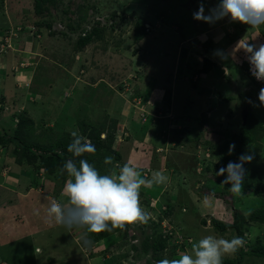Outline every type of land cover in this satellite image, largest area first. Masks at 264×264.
I'll use <instances>...</instances> for the list:
<instances>
[{
    "label": "rangeland",
    "instance_id": "1",
    "mask_svg": "<svg viewBox=\"0 0 264 264\" xmlns=\"http://www.w3.org/2000/svg\"><path fill=\"white\" fill-rule=\"evenodd\" d=\"M211 1L59 0L54 8H49L47 13L39 16L34 13L33 0H20L11 10L14 22L3 28L7 29L6 32L23 37L25 34L30 35V28L33 27L39 33L38 38L41 35V39L37 40L33 35L29 42L34 41V45L28 44L24 48L23 45L17 44L16 48L32 53V56L38 46L45 52L40 50L37 66L36 56L33 60L31 58V61L29 59L24 61L28 64L25 70L28 68L34 70L32 88L25 83L22 86L28 88L27 90L16 89L17 91L13 93V81L11 74L9 75L3 92H0V103L3 104L0 114L15 112L14 117L23 115L27 105L20 100V104L24 106H19L15 98L21 96L27 104L31 98H34L38 105L37 110L43 113L36 114L34 111H29L30 115L36 118L35 121L33 120L35 126L33 125L31 130L30 141L39 145L46 144L50 140L56 141L73 130L80 132L82 123L94 128L114 125L118 134L114 149L122 155L123 165L136 166L140 159H145L142 160V164L136 166L142 177L150 178L155 170L162 171L169 177L166 184L142 186L140 193L142 207L151 213L149 223H156L160 215L161 198L155 202L151 201V198L162 197V202H166V198L176 197L177 202L173 206L171 217H163L161 221L162 232L170 228V234L174 233L171 242L185 237L191 239L190 243H192L209 234L231 239L235 236L232 230L221 234L212 227L211 221L231 225L233 213L237 212L247 220L252 212L264 210V197L246 194L244 190L241 194L235 195L228 191V187L219 184L217 180L219 176L216 175L218 170L215 168L219 155L215 151L211 153L206 147L207 142L217 143L219 137L216 133L219 130L229 128L231 131H236V128L245 121L248 111L259 117L260 121L264 119V107L253 106L259 105L260 88L258 87L262 82L257 81L249 70L250 79L240 68L243 62L248 63L245 54L240 51L236 53V59L227 61L215 56L214 52L218 49L227 52L220 31H215V35L209 38L219 41V44L214 42V52L206 55L200 47L204 39L199 35L206 31L208 24L194 20L193 13L197 12L200 4L203 3L207 14V9L213 6L209 4ZM216 2L217 0L214 5ZM137 21L144 23L150 37L146 36L145 40L135 43L133 33ZM223 21L217 22L213 27L223 28L221 24ZM45 24H50L51 28H47ZM97 25L104 28L102 39L89 44L83 51L77 50L76 41L80 34ZM239 26L242 28L237 32L239 38L230 45L231 49L243 38L257 44L264 43V36L259 33L260 29L253 30L249 25L240 23ZM70 27L75 28L76 31L70 30ZM233 29L236 32L235 28ZM198 39V43L192 48L191 57L182 60V63L188 66L187 76L190 79L178 81V95L174 98L172 111V116L190 117L186 122L189 131L181 132V126L176 124L169 129L167 120L163 118L157 121L148 117L147 123L143 124L140 121L139 125H136V121L140 120L139 110L137 97L134 98L132 95L133 92L138 91L135 86L132 89L130 71L139 76L155 72L160 80L172 66L180 43L187 41L184 50L188 52L190 50L188 47L192 46L189 41ZM136 44L137 46L142 44L143 50L138 55L132 56V48ZM6 54L9 55L5 59H10L11 54L8 52ZM197 54L210 60V56L213 55L212 58L217 64L227 68L228 71L221 77L212 71L207 77H200L196 87H193V74L198 75L195 70L199 71V66L196 65ZM15 56L17 59V55ZM10 67L13 71L14 66ZM121 67L125 68V71L121 70ZM181 77L179 74V79ZM18 87H21L19 83ZM41 88H45V95L49 96L46 105L41 104L37 98L38 90ZM210 90L231 97L232 101L213 106L208 94ZM7 96H11L13 102H6ZM113 97H116V103L112 102ZM249 100L252 103H249ZM199 117H207L208 125L201 127L197 119ZM15 122L12 121L8 126L6 120V123L0 125H4L6 131L13 134L16 128ZM152 124L155 127L153 126L151 131ZM140 129L144 131L141 136L140 132L136 134ZM121 131L126 133L125 136L120 135ZM156 135L159 136L158 139ZM126 137L128 142L124 140ZM175 145L180 147L172 148ZM6 150L0 152V169L2 164L9 168L4 170L3 175L8 176L13 168L14 171L24 170L22 166L16 164L17 157L13 154V146L9 145ZM136 152L143 158L138 157ZM26 173H29L26 182L29 185L28 189L34 187L35 179L39 182L44 177L41 172L39 173L41 177H37L33 169L27 170ZM58 181L54 182V189H60L61 193L64 184L61 186ZM205 196L211 198L207 205L204 202ZM41 215L46 217L44 213ZM202 221L206 222V226ZM252 225L251 238L256 237L264 243V225ZM151 227L145 226L142 230L143 234L139 236L137 234L140 227L135 223L131 230L122 236L123 239L119 237L114 247L113 245L107 247V243L100 241L94 244L93 249L85 251L80 246L79 233H69L65 228L54 225L52 233H48L45 238L34 237L23 241L20 245L6 244V248L0 252V259H4L2 255L8 258L12 255L9 251L15 250L14 256L6 260L7 264H94V262L95 264H146L150 258L145 256L152 254L149 252L148 255H144L140 244L144 236L152 234ZM134 235L138 241L132 239ZM130 245L136 247L138 255ZM34 247H38L41 252H35ZM190 248L191 244L182 252L189 251ZM245 250L240 249L234 254L225 256L223 260L233 259L239 264H264V260L255 257L239 256L240 253H245ZM165 255L168 258H176L178 254L166 252Z\"/></svg>",
    "mask_w": 264,
    "mask_h": 264
},
{
    "label": "clouds",
    "instance_id": "2",
    "mask_svg": "<svg viewBox=\"0 0 264 264\" xmlns=\"http://www.w3.org/2000/svg\"><path fill=\"white\" fill-rule=\"evenodd\" d=\"M214 3L215 0H212L211 5L213 6L207 9V14L203 3L200 4L198 11L193 13L194 20L211 25L204 32V34H208L206 38H203L204 41L209 40V35H215V31H220L223 36L222 31L231 33L233 30L234 32L230 25L231 22L249 25L253 30L264 26V0H217L215 5ZM225 18L230 19L226 20ZM222 20H224L221 23L223 28L213 27L214 24ZM225 22L226 24H223ZM235 31L237 30L235 29ZM240 51L245 54L251 75L257 81L264 82V43L257 44L243 38L230 51L225 52L218 49L214 55L222 61H227L236 59V53ZM203 57V55L200 56V58ZM216 67L221 69L219 66ZM225 71L227 72L228 69L225 68ZM210 96L215 99V102L219 100L218 94L213 91ZM258 100L259 105L253 106L264 107V88L259 90ZM248 102L252 103L250 100ZM141 112L138 115L141 123L144 124L149 116L146 114L145 121H143ZM70 135L72 139L67 146V151L72 154L73 158L64 161L63 166L59 169L62 175H66V182L61 191V199L53 198L48 205L46 219L50 223L65 228L69 233H79L80 246L83 250L88 251L94 247L91 234L111 232L117 229L125 230L127 225L147 223L151 218V213L141 205L140 189L142 186L151 187L166 184L169 177L159 170L153 171L150 178L142 177L140 170L128 164L117 165L108 173L101 174L92 163H89L86 158H82L95 154V145L78 130L71 131ZM235 147L234 143L229 145V155H232ZM253 159L254 154L248 151L238 157V162L229 161L226 167L219 168L216 175L225 177L221 184L230 185L228 191L231 193L241 194L247 173L244 165L250 164ZM113 160L114 157L105 156L103 163L111 165ZM210 199L205 196L206 205ZM150 200L155 202L159 201V198ZM162 209H166V207L162 206ZM171 234L173 238L174 233ZM184 238L179 239L180 241L175 239L176 244L183 245L184 248H188L191 244L189 251L178 253L176 258L166 256L157 260L155 264H223L225 256L236 253L247 244L246 238L242 236L225 239L209 234L192 243H190L191 239L185 240Z\"/></svg>",
    "mask_w": 264,
    "mask_h": 264
},
{
    "label": "trees",
    "instance_id": "3",
    "mask_svg": "<svg viewBox=\"0 0 264 264\" xmlns=\"http://www.w3.org/2000/svg\"><path fill=\"white\" fill-rule=\"evenodd\" d=\"M34 1V13L36 15H43L49 11V8L55 7L57 1L59 0H33ZM168 1V0H161ZM212 4V1L209 3ZM227 19V18H225ZM230 25L237 29H242L239 26V23H230ZM47 28H51L50 24H45ZM210 25L206 27L209 29ZM70 30L76 31V29L70 27ZM237 31L234 33L224 32V42L226 50L235 40L239 38ZM103 27H92L88 31L82 32L76 41V49L83 51L89 44L96 42L97 40L102 39V35L104 34ZM260 34L264 36V26L260 28ZM149 34L148 29L144 27V23L141 21H137L134 26L133 40L135 43L143 40ZM203 41L200 46L204 50V54H210L215 50L213 40ZM191 41V40H190ZM189 43L192 45L190 47H195V44L198 43L199 40H193ZM182 43V42H181ZM219 44V42H218ZM199 66L198 75L200 77L207 76L209 73L213 71V68L218 66L217 63L212 60L204 57L201 63H197ZM243 73L246 72V75L251 79L249 74V65L246 62L240 66ZM198 77V78H200ZM254 82L253 80H251ZM193 87L194 84H192ZM264 88V82H262L258 89ZM259 89V90H260ZM232 101L231 97L223 96L219 97V102L222 104H226L227 102ZM217 103V104H220ZM163 104L168 109L171 104V93L166 90L163 96ZM220 106V105H218ZM248 111V110H247ZM17 124L13 134H8L5 129L0 127V147L7 148L9 145H12L14 150L13 154L16 156V164L23 167L24 170L33 169L35 172L42 173L44 176V190L47 194L55 197L60 193V189H54V182L58 181L61 183V186L66 181V175H62L59 172V169L63 166L64 161L69 158H73L72 154L67 151V146L71 142V135L64 134L60 139L56 141L50 140L48 143L39 145L36 143H32L30 141L31 129L33 126V122L28 119L26 112L23 115L16 116ZM207 117H203L198 119L199 125H208ZM80 133L87 137L96 147L95 154L87 155L86 158L89 163H92L101 174H106L110 170H113L115 166H123L122 163V155L114 149V144L117 137V132L114 125L101 126L100 128H94L93 126L86 125L82 123L80 126ZM187 131V130H184ZM181 131V132H184ZM219 137L217 143L210 144L206 143L207 150L211 153L216 152L219 155V160L215 165V168L219 170L221 167H226L229 161L238 162V157L245 152L251 151L254 154V159L250 164H245L244 167L247 169L246 178L244 182L243 190L246 194H254L256 197L263 198L264 197V119L259 120V117L255 116L251 112H247V116L245 117V121L242 122L237 128L236 131H231L228 129L219 130L217 133ZM104 136V137H103ZM234 143L235 149L232 155L228 154L229 145ZM180 147V145H177ZM105 156L114 157L113 164L105 165L103 163ZM79 159V158H76ZM143 173V172H142ZM217 178V177H216ZM225 177L219 176L217 180L219 184L223 181ZM227 188L230 185H222ZM157 198V197H155ZM161 198V200H160ZM160 200V215L158 216L159 220L156 223H136L139 225V233L137 235L141 236L143 234V229L145 226H152V234L144 236L140 247L142 248V253L144 255H148L151 252L152 255L145 256L150 259L147 260L146 264H155V262L159 259H163L166 257V252H170L171 254H178L184 250L183 245L174 244L176 240L171 242L172 234H168L169 231H163L161 227V221L163 217H171L174 209V204L177 202L175 197L172 199H167L166 202H162V197H159ZM175 200V201H172ZM175 202V203H173ZM162 206L166 207V209H162ZM212 227L221 234L226 233L228 230H232L235 233V236L245 237L247 240V250L245 247L241 248L245 250V253H240L239 256L246 255L255 257L257 259L264 260V243H261L256 237L251 238L250 236V228L253 226L252 224H262L264 225V210L259 209L252 212L248 219L245 220L242 216H240L237 212L233 213V221L231 225H225L218 221H211ZM202 224L206 226V222L202 221ZM133 224L127 225L125 230H113L111 232H103L100 234H91V238L94 241V244L104 241L107 247H114L116 241L122 238L123 235L132 227ZM165 234V235H164ZM137 237L134 235L132 237L133 240H137ZM123 239V238H122ZM185 240L187 238H184ZM138 241V240H137ZM255 241V242H254ZM184 245H186L184 243ZM130 248L135 251L138 255V251L136 247L130 245ZM112 253V251H111ZM125 254V253H124ZM123 256V255H122ZM127 259V257H125ZM223 264H239L235 260L225 259L223 260Z\"/></svg>",
    "mask_w": 264,
    "mask_h": 264
},
{
    "label": "crops",
    "instance_id": "4",
    "mask_svg": "<svg viewBox=\"0 0 264 264\" xmlns=\"http://www.w3.org/2000/svg\"><path fill=\"white\" fill-rule=\"evenodd\" d=\"M17 2H20V0H11V1L0 0V16H1L0 17V38H2L6 34L7 29H3L4 26L8 24H12L15 20L11 17L12 16L11 10H13V5L15 4L17 5ZM29 33L30 35L25 34V36L23 37L20 35L17 36V34L16 35L13 34L14 39L11 38V43H13L12 44L13 50L8 51V53L11 54L10 59L8 60L5 59L9 55L6 53L0 56V92H3L4 86H6V82H8L10 74H11V78L13 81V84H12L13 93L14 91H17L16 89L18 90L23 89V86H21V88L18 87V83L19 84L27 83L29 84V86L31 85V88L33 87L32 74L34 70L33 69L29 70V68L25 70L24 68H26L28 64H26L24 61H28V59L31 61V58L33 60L35 58L34 56H36L37 60H35V63L37 66L38 59H39L38 56H40L39 55L40 50L43 52L45 51L43 48L40 49V46H38L34 56H32V53H26L25 50H18L16 48L17 44H19V46L23 45L24 48L28 44L34 45L33 44L34 41L29 42L33 36V33L32 32H29ZM38 34L39 33H35L34 36L37 37L36 38L37 40H40L41 35H40V38H38ZM149 34L147 35L148 38L150 37ZM200 36H203V38H206L208 34L202 33ZM209 37H211V35H209ZM212 40L215 41L216 44L218 43V41L214 39ZM185 42L187 41L185 40L184 42L180 43L179 45L180 47L177 50L176 55H174L175 57L173 60L174 62L172 66L165 72V74L167 75L165 76L164 74V77H162V79L159 80L158 74L156 75L155 72H148L147 74L145 73L139 76V74L137 73L132 74V72L130 71V77H132V81H133V84L130 83L132 86V89L135 86L136 91H138V92H133L132 96L134 98L137 97V99H139L140 105H138L137 107L139 112L144 110L149 117H152L153 119H156L157 121L160 118H161L160 120H162V118L163 120L166 119L168 122L167 126L169 129L175 124L180 125L182 131L188 130V127L186 126L187 125L186 122L189 120L190 117L172 116L173 114L172 111L174 110V106H173L174 98L176 95H178V92H177L178 81L190 79V77L187 76L188 66L185 65V63H182V60H187L188 57H191L193 50L190 49L191 46L188 47L190 49L188 52L184 50V46L186 45ZM140 46H137L136 44L132 48V56L138 55L143 50L142 44ZM231 48L232 47L230 46L227 47L226 51H230ZM15 55H17V59L15 58L16 57ZM2 56H5V57L2 58ZM196 56H197V61L200 62L201 61L200 55L197 54ZM212 56H210L211 60L217 63L212 58ZM129 65L131 67V64ZM2 66H3V69H1ZM10 66L12 67L14 66V69L16 70L13 69L12 71ZM16 66H19V68H16ZM218 66L221 67V69L224 71L223 75H225L226 74L225 67L221 65H218ZM9 67H10V70H9ZM47 68H49V66H47ZM121 70L125 71V68L121 67ZM62 71H64L63 68H62ZM195 72H198V70L196 69ZM179 74H181L182 76L180 79H179ZM207 76H204L203 78ZM128 77H129V74H128ZM198 77L200 76L196 75V73L193 74L192 84H194V86L197 84V82L200 79ZM25 89L27 90L28 88H25ZM41 89H39L38 90L39 92L38 91L37 92L43 96L38 94L37 98L41 104L46 105V103H48L49 96L45 95L46 94L45 88L44 89L41 88ZM166 90L170 91L171 93V104H170V108L168 109L163 104V96ZM145 91H146V94H145ZM218 96L220 97L219 94ZM10 97L11 96H7L6 102H10V101L13 102L12 99H10ZM119 99H120V96H119ZM15 100L17 101V104H20V100H23V102L21 103H25L28 106V107L26 106V108L24 107L25 108L24 110H26L25 112L27 114L28 119L31 120L33 122V125L35 126L34 119L36 118L32 117L29 111H34L36 114L43 113L37 110L38 105H36L35 99L31 98L30 99L31 101L27 100L29 101L28 104L26 100H24L21 96H19L18 98H15ZM210 101L212 103L213 102L216 103L215 106L217 105V103H220L219 100L215 102V99L213 97L210 98ZM112 102L113 103L117 102L116 97L112 98ZM31 103L33 105H31ZM21 105L23 104H20L19 106ZM2 107H3V104L0 103V110L2 109ZM14 115H15V112L10 113V114H8V112L6 114L4 113L0 114V124L6 123V120L8 121V126H10V123H12V121L14 122L16 121L15 123L17 124V120H16L17 118L14 117ZM201 117L197 119H200ZM147 122H148V117L145 123ZM139 123H140V120L138 119V121H136V125H139ZM155 125L152 124L150 126L151 131L155 127ZM3 126L4 125L2 126L0 125V127L5 129ZM5 130H7V128ZM143 132L144 131L140 129L138 132H136V134L139 133V135L141 136V133ZM161 132L163 133V130ZM8 134H11V133H8ZM121 134L125 136L126 133L121 131L120 135ZM179 134L181 133L179 132ZM156 136H157L156 139H158L159 136L158 135ZM124 140L127 141L128 138L126 137L124 138ZM141 143H143V141ZM126 147L128 146H125V148ZM175 147H177V145L172 146V148H175ZM121 148H124V147H121ZM6 149L7 148L0 147V152L3 153L4 150ZM138 157H141V156L138 154ZM142 160L145 161V159H140L136 163V166L139 165L140 163L142 164ZM0 164H1V161H0ZM1 166L2 168L0 169V252H3L2 249L6 248L5 247L6 244L13 243V244L20 245L23 241L31 240L34 237H38L39 239H42V238H45L48 233H52L53 231L52 227L54 225L55 226L57 225L54 223L47 222L46 217L42 216L41 213H44L46 215V210L51 200L53 198L60 199L61 193H59L55 197L47 194L44 190V185H43L44 178L43 180L40 179L39 182H37V180L35 179L34 187L28 189L29 185H27L26 182L28 181L27 178H28L29 173L27 174L26 171L22 169L14 171V168H13L10 171V173H8V176H5V174L3 175L4 170L6 169L9 170V168L6 167L4 164H2ZM136 166H133V167H136ZM36 176L41 177L39 173L38 174L36 173ZM6 177H9L10 179H7ZM32 186H33V183H32ZM171 198L173 197L171 196ZM15 252H16L15 250L9 251V253H12V255L9 256L8 258L5 255H2V258L4 259H0V264H3V263L7 264L8 262L6 260L13 257ZM35 252L40 253L41 251L38 247H36Z\"/></svg>",
    "mask_w": 264,
    "mask_h": 264
},
{
    "label": "built area",
    "instance_id": "5",
    "mask_svg": "<svg viewBox=\"0 0 264 264\" xmlns=\"http://www.w3.org/2000/svg\"><path fill=\"white\" fill-rule=\"evenodd\" d=\"M31 32L34 35L36 33V30L32 27ZM12 36H13V34L8 32L2 38H0V56L7 53L8 51H10L12 49V47H11ZM14 70H16V69H14ZM20 85L22 86L23 84H19V86ZM27 86H29V84H27ZM23 88H26V87H23ZM137 104H139V101H137ZM145 116H146V113L142 111L141 112V118L143 121H145Z\"/></svg>",
    "mask_w": 264,
    "mask_h": 264
},
{
    "label": "water",
    "instance_id": "6",
    "mask_svg": "<svg viewBox=\"0 0 264 264\" xmlns=\"http://www.w3.org/2000/svg\"><path fill=\"white\" fill-rule=\"evenodd\" d=\"M213 71H214L218 76H220V77L224 74V71L221 70V69L218 68V67H214V68H213ZM208 93L211 94V91H209ZM222 97H223V95H220V98H222ZM212 105L215 106V103L213 102Z\"/></svg>",
    "mask_w": 264,
    "mask_h": 264
}]
</instances>
